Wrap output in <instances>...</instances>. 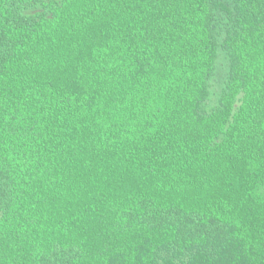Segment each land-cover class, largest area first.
<instances>
[{"label":"trees","instance_id":"16d2710c","mask_svg":"<svg viewBox=\"0 0 264 264\" xmlns=\"http://www.w3.org/2000/svg\"><path fill=\"white\" fill-rule=\"evenodd\" d=\"M33 1L0 0V264H264V0Z\"/></svg>","mask_w":264,"mask_h":264},{"label":"rangeland","instance_id":"374dc122","mask_svg":"<svg viewBox=\"0 0 264 264\" xmlns=\"http://www.w3.org/2000/svg\"><path fill=\"white\" fill-rule=\"evenodd\" d=\"M53 1L61 2L62 0H34L31 4L24 7L21 10V13L28 16H50L51 12L47 5L48 3H51ZM220 42H222V38H220ZM228 72L229 58L226 52L220 47L216 60L215 70L210 79V96L207 102L209 108L216 105L218 98L225 86Z\"/></svg>","mask_w":264,"mask_h":264}]
</instances>
